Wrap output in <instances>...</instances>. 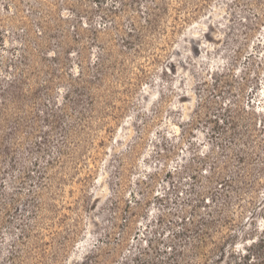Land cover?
I'll return each instance as SVG.
<instances>
[{
    "label": "rangeland",
    "instance_id": "374dc122",
    "mask_svg": "<svg viewBox=\"0 0 264 264\" xmlns=\"http://www.w3.org/2000/svg\"><path fill=\"white\" fill-rule=\"evenodd\" d=\"M154 3L159 28L140 53L115 46L112 108L81 132L79 170L67 166L56 188L65 223L79 220L62 264H227L264 238V0H0V57L44 28L77 47L96 29L110 42L143 26ZM21 140L22 162L0 180L7 191L37 156ZM216 175L234 180L213 200Z\"/></svg>",
    "mask_w": 264,
    "mask_h": 264
},
{
    "label": "trees",
    "instance_id": "16d2710c",
    "mask_svg": "<svg viewBox=\"0 0 264 264\" xmlns=\"http://www.w3.org/2000/svg\"><path fill=\"white\" fill-rule=\"evenodd\" d=\"M162 9L158 4L149 7L143 26L132 22L110 42L100 40L96 29L87 46L77 47L63 31L44 28L34 36L23 34L24 40L12 48L14 52L0 57V180L22 162L21 136L27 135L30 141L28 152H37L35 159L13 176L16 185L12 190L7 191L0 181V235L9 242L1 251L0 264H62L67 260L79 220L74 219L70 226L65 223L68 216L52 201L56 188L68 180L67 166L72 164L73 173L79 170L81 132L112 108V92L106 82L121 62L115 46L120 53L131 49L140 53L148 43L146 33L159 28ZM93 46L95 54L88 55L86 49ZM44 125L47 130L41 129ZM90 171L83 177L85 181ZM233 180L213 176L216 185L211 188V198L225 196ZM27 181L30 187L19 208L20 190ZM197 195L201 202L202 194ZM215 219L210 214L204 218L208 223L218 221ZM7 223L10 235L6 237L2 228ZM56 223H60V231L52 230ZM263 242L264 238H256L245 254L234 256L227 264H264ZM169 260L164 264H172Z\"/></svg>",
    "mask_w": 264,
    "mask_h": 264
}]
</instances>
